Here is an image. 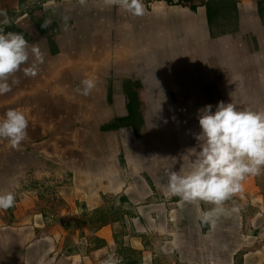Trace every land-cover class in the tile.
I'll use <instances>...</instances> for the list:
<instances>
[{
	"label": "crops",
	"instance_id": "crops-1",
	"mask_svg": "<svg viewBox=\"0 0 264 264\" xmlns=\"http://www.w3.org/2000/svg\"><path fill=\"white\" fill-rule=\"evenodd\" d=\"M259 1L209 0L207 4L213 14L218 12L217 18L213 15V21H209L205 5L195 12L188 7L166 8L160 4L152 13L144 10L143 15L133 16L117 5L106 6L104 0H86L84 5L79 0H0V11L12 20L5 31L24 34L30 47L37 45L45 56L35 78L19 72L16 75L20 83L11 92L0 95V119L9 109H16L29 121L28 137L19 148L0 139V193L15 195V205L6 211L0 210L1 231L9 229L18 237L33 235L53 243L62 238L60 244H70L73 250L69 258L83 259L84 264H98L100 259L104 262L112 253L116 254L118 248L120 254L116 255L121 260L123 241L130 240L131 250L143 251V239L136 238L143 237L137 235L142 232L138 229L142 226L138 225L151 227L153 223H162L176 228L195 222L200 225L199 214L213 205L207 206L204 202L181 205L177 201L167 207L153 201L158 197L156 192L163 194L165 190L159 184L161 177L157 170L147 169V163L153 159L147 151L157 150L159 141L148 134L143 80L146 69L136 67L131 74L125 72L131 65L132 48L126 40L117 43L116 37H121L117 28L125 31L124 26L116 25L117 17L123 20L146 17L152 22L147 33V20L140 23L144 29L139 31L138 47H134L140 52L141 43L148 47L147 35L151 33L164 40L201 44L210 50L216 43L214 40L251 32L252 43L257 46L256 35L264 33ZM255 15L261 19L262 27L258 26ZM64 17L68 18L67 27ZM46 20L51 23L42 28ZM221 55L220 50L218 55L211 52L207 59L212 63ZM33 59L30 55L29 64ZM85 78L96 82L89 96L76 92ZM137 84L140 90H135L141 107L131 119L129 92ZM179 87L180 84L181 96L188 97L189 89L183 81ZM136 159L141 163L140 168L142 163L146 164L143 169L152 189L144 185L141 176L139 179L136 175L139 187L135 191L126 181L125 170L129 168L133 173ZM252 183L250 186L244 180L242 190L235 194L243 199L244 194L255 197L247 207L242 203V211L245 207L255 210L253 201L259 205L258 209L264 210V196L258 195L260 190ZM118 210H124L123 220L117 221ZM222 222L227 223L221 215L216 223ZM204 225L210 227V224ZM176 228L172 230V237H190L179 234L180 228ZM0 237L7 236L0 234ZM256 243L255 250L264 256V239ZM81 251L87 254L83 258Z\"/></svg>",
	"mask_w": 264,
	"mask_h": 264
},
{
	"label": "rangeland",
	"instance_id": "rangeland-1",
	"mask_svg": "<svg viewBox=\"0 0 264 264\" xmlns=\"http://www.w3.org/2000/svg\"><path fill=\"white\" fill-rule=\"evenodd\" d=\"M152 11L149 9L147 12L152 13ZM256 17L258 26L262 27L259 25L261 19ZM141 21L147 22L146 32L143 30L147 33V27L149 29L152 27L149 18L132 20L125 17L123 20L117 17L116 25L124 26L125 31L117 28V31L121 32V37L117 36L116 40L117 43L127 41L126 43L132 48L131 65L127 66L125 72L131 74L136 67L146 69L143 80L146 85L144 107L147 110L150 132L148 134L150 138L159 141L157 150L151 148L147 151L153 156V159L149 160L150 163H147V169L157 170L156 173L161 177L159 184L163 187L162 190H165L163 194L156 192L158 197L153 201L167 207L177 201L181 205L182 203L188 205L179 197L174 196L173 198L167 193L165 173L170 169L177 172L188 170L189 160L183 156L198 143L194 138V134L200 132L198 109L211 104L215 111L218 102L224 101L225 103L233 102L238 108L264 111V33L261 31L256 35L257 46L252 43L250 32L214 40L216 43L211 45L210 50L201 44L188 45L184 40L176 42L169 39L164 40L151 33L147 35L149 36L147 45L150 49L141 43V49L142 47L143 49L140 52L134 47H138L139 31L144 29L140 28ZM104 36L102 34L103 39ZM185 45L188 47L183 48ZM219 50L222 55L213 59L212 63L209 62L208 54L212 52L215 55L217 52L218 55ZM186 62L188 64L184 68L183 64ZM204 69H207L206 72ZM178 79H181L185 88L189 89L188 97L181 96L182 92L178 91V85L182 86V81L177 82ZM154 126L157 127L154 128ZM158 128L159 131L156 132ZM130 152L134 154L135 151ZM134 164L137 166L135 170V166L132 168L135 172L132 173L128 170L129 168L125 170L126 181L129 182L133 191L139 187L136 175L139 179L141 176L144 185L152 189L153 185L143 169L146 168V164L142 163L143 167L140 168L141 163L138 159ZM245 180L250 186L253 182L252 184L260 190L258 195L264 196V170L260 175H249ZM133 196L144 201V198L138 194ZM249 196L250 194H244L243 199L234 195L227 201L222 214V219H225L227 223H216L215 227L210 225L205 228L200 218V225L195 222L186 226L177 225L178 228L162 223H157V225L153 223L151 227L138 225L143 228L138 227L142 232H138L137 235L143 237L136 238L143 239L144 250L133 251L130 248V240L123 241L124 251L121 252L123 254L121 260L117 256L120 254L119 248L116 251L117 255L114 252L110 257L117 264H264V256L255 250L256 242L264 239V210L258 209L259 205L254 201L252 204L253 207L256 206L255 210L251 207L246 208L247 204H251L252 199L255 198L254 196L251 198L252 195ZM242 203L246 205L243 211ZM144 204L142 202L141 206ZM201 205L204 207L203 204ZM203 210L199 217L210 209L204 208ZM116 212L117 221L123 220L121 213H124V210ZM256 213L258 214L255 215ZM187 217L189 215L185 218ZM183 222L186 223L187 219ZM29 228L31 229V226ZM175 228L176 230L180 228L179 234L184 236L189 234L190 237H172V230ZM15 233L9 229L5 231L0 229V234L7 236L0 237V264H84L83 259L69 258L73 255V250L69 248L70 244H60L62 238L53 243L33 235L18 237ZM86 255L83 252L82 258ZM98 264H104L103 260L100 259Z\"/></svg>",
	"mask_w": 264,
	"mask_h": 264
},
{
	"label": "clouds",
	"instance_id": "clouds-1",
	"mask_svg": "<svg viewBox=\"0 0 264 264\" xmlns=\"http://www.w3.org/2000/svg\"><path fill=\"white\" fill-rule=\"evenodd\" d=\"M84 5L86 0H79ZM106 6L117 5L133 16L144 14L143 0H104ZM0 95L12 91L20 83L17 73L35 78L40 65L45 62L44 53L29 41L24 34L5 31L12 24L6 12L0 11ZM67 27V17H64ZM51 20L41 26L46 28ZM30 55L34 57L29 64ZM28 65V66H25ZM96 87L92 78L81 80L76 92L82 96L91 95ZM200 132L194 134L197 145L183 157L189 160L186 171L168 170L167 193L181 201L196 204L204 202L213 207L200 217L204 224L213 227L224 213V205L242 190V182L249 175H260L264 170V111L238 108L233 102L208 104L198 109ZM29 121L22 111L9 109L0 119V139L7 140L13 148H19L28 137ZM197 148L199 150H197ZM15 205L12 192L0 193V210ZM104 264H117L112 257Z\"/></svg>",
	"mask_w": 264,
	"mask_h": 264
},
{
	"label": "trees",
	"instance_id": "trees-1",
	"mask_svg": "<svg viewBox=\"0 0 264 264\" xmlns=\"http://www.w3.org/2000/svg\"><path fill=\"white\" fill-rule=\"evenodd\" d=\"M181 5L183 7H188L192 11H195V12L199 6L205 5L207 7V16L209 17V21L213 19V15H215L214 18H217L216 15L218 14V12H217V14L216 13L213 14L212 7L210 5H208L207 3H205L204 0H183ZM258 12H259V15L262 18H264V0L259 1ZM139 86L140 85L137 84L135 86V88L131 89L129 92V94L131 95L130 96V103H129V110L131 111V119L133 118L134 114L136 116L138 115V111L141 107L140 97H139L137 91L135 90L136 88L140 90Z\"/></svg>",
	"mask_w": 264,
	"mask_h": 264
},
{
	"label": "built area",
	"instance_id": "built-area-1",
	"mask_svg": "<svg viewBox=\"0 0 264 264\" xmlns=\"http://www.w3.org/2000/svg\"><path fill=\"white\" fill-rule=\"evenodd\" d=\"M183 0H143L144 10L154 9L156 5H162V7L178 8L182 7L181 3ZM209 0H204L207 3Z\"/></svg>",
	"mask_w": 264,
	"mask_h": 264
}]
</instances>
